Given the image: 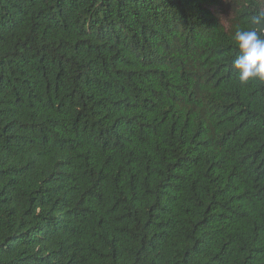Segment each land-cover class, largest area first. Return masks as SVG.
<instances>
[{
  "label": "trees",
  "instance_id": "trees-1",
  "mask_svg": "<svg viewBox=\"0 0 264 264\" xmlns=\"http://www.w3.org/2000/svg\"><path fill=\"white\" fill-rule=\"evenodd\" d=\"M259 8L0 0V264H264Z\"/></svg>",
  "mask_w": 264,
  "mask_h": 264
},
{
  "label": "clouds",
  "instance_id": "clouds-1",
  "mask_svg": "<svg viewBox=\"0 0 264 264\" xmlns=\"http://www.w3.org/2000/svg\"><path fill=\"white\" fill-rule=\"evenodd\" d=\"M253 26L248 29L237 28L233 33L239 55L232 61V70L241 83L250 79L264 81V35L258 28H264V8L257 9L250 17Z\"/></svg>",
  "mask_w": 264,
  "mask_h": 264
},
{
  "label": "rangeland",
  "instance_id": "rangeland-1",
  "mask_svg": "<svg viewBox=\"0 0 264 264\" xmlns=\"http://www.w3.org/2000/svg\"><path fill=\"white\" fill-rule=\"evenodd\" d=\"M264 5V0H258ZM235 8V4L230 1H226L224 6L217 8L216 12L219 16L221 22L227 26L230 23V20L233 18V9Z\"/></svg>",
  "mask_w": 264,
  "mask_h": 264
}]
</instances>
